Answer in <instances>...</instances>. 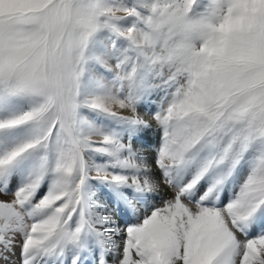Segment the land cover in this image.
Returning a JSON list of instances; mask_svg holds the SVG:
<instances>
[{"label": "snow or ice", "instance_id": "6c2138e0", "mask_svg": "<svg viewBox=\"0 0 264 264\" xmlns=\"http://www.w3.org/2000/svg\"><path fill=\"white\" fill-rule=\"evenodd\" d=\"M0 264H264V0H0Z\"/></svg>", "mask_w": 264, "mask_h": 264}]
</instances>
